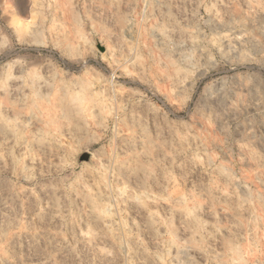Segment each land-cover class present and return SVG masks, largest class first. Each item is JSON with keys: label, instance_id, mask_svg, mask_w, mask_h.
I'll return each instance as SVG.
<instances>
[{"label": "rangeland", "instance_id": "1", "mask_svg": "<svg viewBox=\"0 0 264 264\" xmlns=\"http://www.w3.org/2000/svg\"><path fill=\"white\" fill-rule=\"evenodd\" d=\"M0 264H264V0H0Z\"/></svg>", "mask_w": 264, "mask_h": 264}, {"label": "bare ground", "instance_id": "2", "mask_svg": "<svg viewBox=\"0 0 264 264\" xmlns=\"http://www.w3.org/2000/svg\"><path fill=\"white\" fill-rule=\"evenodd\" d=\"M38 12L32 6L29 16L24 19L20 16L14 15L12 18V24L19 35L29 32L37 22Z\"/></svg>", "mask_w": 264, "mask_h": 264}]
</instances>
